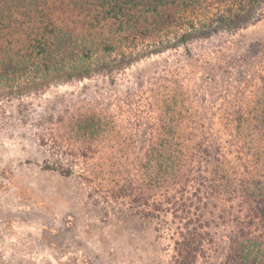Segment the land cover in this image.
I'll return each mask as SVG.
<instances>
[{
  "label": "rangeland",
  "instance_id": "obj_1",
  "mask_svg": "<svg viewBox=\"0 0 264 264\" xmlns=\"http://www.w3.org/2000/svg\"><path fill=\"white\" fill-rule=\"evenodd\" d=\"M158 15L48 56L0 31V264H226L242 223L264 238L242 193L264 186V0Z\"/></svg>",
  "mask_w": 264,
  "mask_h": 264
},
{
  "label": "trees",
  "instance_id": "obj_2",
  "mask_svg": "<svg viewBox=\"0 0 264 264\" xmlns=\"http://www.w3.org/2000/svg\"><path fill=\"white\" fill-rule=\"evenodd\" d=\"M180 2L182 0H0V31L16 32L19 28H32L31 31H36L34 43H37L42 55L48 56L51 51L48 50L47 37L54 35V32L58 33L54 37L60 36L62 44H75L77 48L78 44L71 39L74 32L81 33L113 20L118 22L117 37H125L129 30H141L144 17L149 14L159 16V10L169 6L176 9ZM236 23L233 25L238 27ZM189 37L184 34L178 41L184 43ZM71 53L69 55L72 56ZM18 60L6 54L0 58V63L4 64V71L9 72ZM85 69L82 68L78 78L90 75ZM263 187L259 181L253 180L242 190L244 202L250 204L251 216L261 223L264 222ZM257 231L241 224L238 236L230 238L231 252L226 264H264V238ZM184 259L182 257L181 260Z\"/></svg>",
  "mask_w": 264,
  "mask_h": 264
}]
</instances>
